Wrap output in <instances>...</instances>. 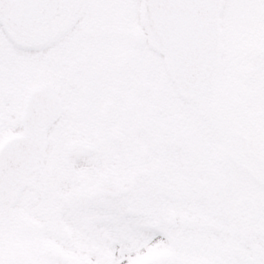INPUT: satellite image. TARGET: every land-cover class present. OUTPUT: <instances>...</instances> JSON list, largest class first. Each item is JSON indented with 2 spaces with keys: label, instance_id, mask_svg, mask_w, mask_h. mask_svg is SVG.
Returning <instances> with one entry per match:
<instances>
[{
  "label": "snow or ice",
  "instance_id": "obj_1",
  "mask_svg": "<svg viewBox=\"0 0 264 264\" xmlns=\"http://www.w3.org/2000/svg\"><path fill=\"white\" fill-rule=\"evenodd\" d=\"M0 264H264V0H0Z\"/></svg>",
  "mask_w": 264,
  "mask_h": 264
}]
</instances>
